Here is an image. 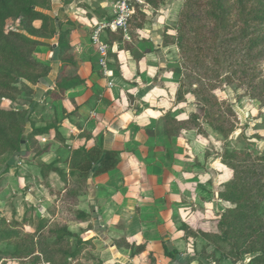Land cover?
<instances>
[{
	"label": "rangeland",
	"instance_id": "1",
	"mask_svg": "<svg viewBox=\"0 0 264 264\" xmlns=\"http://www.w3.org/2000/svg\"><path fill=\"white\" fill-rule=\"evenodd\" d=\"M64 1L51 0L44 13L66 32L70 49L64 57L74 64L64 74L93 77L91 112L85 121L73 93L58 100L46 94L62 58L56 37L38 39L43 45L34 49L32 59L47 75L36 83L14 78L16 91L0 100L1 109L20 113L23 128L19 151L0 150V264H48L47 247L59 229L71 234L65 236L67 264H239L216 252L200 232L217 233L216 221L232 207L217 197L219 186L232 177L222 156L264 155V101L253 99L246 87L250 78H229V61L217 63L220 56L209 40L202 6L193 7L186 18L181 13L190 0H164L158 9L139 0L132 4L125 34L106 29L101 35L110 49L107 76L127 84L113 99L91 36L112 17L115 0H103L104 9L91 3L98 22ZM26 26L23 19H11L6 30L26 34ZM258 71L255 83L264 79V64ZM192 113L195 120L188 121ZM165 116L176 121L169 137ZM117 119L124 124L117 134L107 135L104 130ZM99 120L109 127L97 129ZM45 128L44 134H32ZM93 146L117 151L119 164L82 182L73 153ZM44 149L49 152L42 154ZM41 164L60 173L42 177ZM4 232L15 234L2 239ZM78 240L90 243L72 260ZM116 242L123 248L144 246L145 252L132 258ZM163 250L175 252V258L163 256ZM59 259L54 257L53 264Z\"/></svg>",
	"mask_w": 264,
	"mask_h": 264
},
{
	"label": "trees",
	"instance_id": "2",
	"mask_svg": "<svg viewBox=\"0 0 264 264\" xmlns=\"http://www.w3.org/2000/svg\"><path fill=\"white\" fill-rule=\"evenodd\" d=\"M50 1L0 0V100L16 91L13 86L14 78L36 83L47 75V69L39 67L32 59L34 49L43 45L38 39L56 37L58 55L62 58L54 87L46 94L58 100L67 92L84 86L85 80L81 77L70 78L64 74L65 68L74 63L64 57L70 49L65 40L66 32L58 31L55 20L44 13L49 9ZM72 1L65 0L64 4L69 5ZM163 1L145 0L154 9H158ZM197 6H202V13L210 24L207 32L213 48L218 50L220 56L217 63L220 64L221 59H227L232 66L229 78L249 77L250 83L246 87L251 90L253 99L264 101V79L255 83L258 77L256 72H260L258 67L264 64V0H205L202 4L199 0H190L182 11V16L191 17L190 10ZM11 19L25 20L26 34L6 30V23ZM34 22H40V26L34 27ZM195 115L190 114L187 120H195ZM173 123H176L173 118L164 117V133L168 137L174 135L173 129H170ZM46 132L45 128L32 134ZM22 133L20 113L0 108V150L19 151L23 143ZM48 152V149H44L42 154ZM73 161L76 162L78 179L85 182L90 175L101 176L114 171L119 164V153L104 150L102 146L81 147L73 153ZM222 161L232 172V177L219 186L217 197L232 207L216 221L217 233L200 232V236L216 252L236 263L264 264V155L242 159L238 154L225 153ZM49 172L60 173L52 165L41 164L42 177ZM79 217V221L85 220L83 214H79ZM14 234L15 232H4L1 238L10 239ZM70 235L67 230L59 229L57 239L47 247L52 259L60 255L57 262L59 264H67L65 255L69 253V244L65 236ZM89 243L85 240L76 241V248L69 257L76 259ZM115 246L129 250L132 258L145 252L144 246L134 248L133 244H126L123 248L117 242ZM162 255L171 260L175 258V252L167 250H163ZM51 257L48 264H53Z\"/></svg>",
	"mask_w": 264,
	"mask_h": 264
},
{
	"label": "crops",
	"instance_id": "3",
	"mask_svg": "<svg viewBox=\"0 0 264 264\" xmlns=\"http://www.w3.org/2000/svg\"><path fill=\"white\" fill-rule=\"evenodd\" d=\"M95 1V3L98 4L97 7L104 9L105 7H107V2L103 1V0H73L72 3H70L69 5H66L67 8L68 7H72V11H74L77 14L82 13L83 11L86 10V12L89 13V16H86V18H90L91 22H98L99 21V17L98 15H96L95 13L92 12V10L94 9L91 6V3H93ZM91 8V11L88 9ZM108 21V20H107ZM103 24V23H102ZM86 65V69L88 68V65L86 63L81 64L82 67H84ZM85 68V67H84ZM87 70H84V72H86ZM86 75H83V77H81L82 79L85 80L86 84H84V86L69 91V93H73L74 97V101L76 103V105L78 106V110L80 115H85L83 118L85 121H88V116H86L87 111L91 112L90 109V104H91V100L93 101L94 97H92V91L90 89V81H93V77L88 78L89 75L87 74V72L85 73ZM104 78L109 82H111L112 84L109 85V87L111 88V93H112V98L116 99L118 93L123 89V87H125L127 84H125L124 81H122L121 78L118 77H109L106 74H103ZM104 80V79H103ZM141 87L138 85V89H140ZM92 97V98H90ZM90 98V100H88ZM98 102H101V100H99ZM103 102V101H102ZM86 111V112H85ZM127 118H129V116H126ZM106 123H104L102 120H99L98 122H96V128L97 129H104V127H109L105 125ZM124 124V122L121 119H117L115 120L112 125H110L109 128H107L108 131H105L107 135H114L118 133V130L121 128V126ZM108 132V133H107ZM104 150H111L110 148H104ZM130 256V255H129Z\"/></svg>",
	"mask_w": 264,
	"mask_h": 264
},
{
	"label": "built area",
	"instance_id": "4",
	"mask_svg": "<svg viewBox=\"0 0 264 264\" xmlns=\"http://www.w3.org/2000/svg\"><path fill=\"white\" fill-rule=\"evenodd\" d=\"M138 1L139 0H115L112 6V17L109 21L99 25L91 36V43L99 56V64L104 68V74L106 75L109 74V71L106 69V58L110 49L108 45L101 40V35L106 29H110L113 33L120 31L125 34L128 29V22L134 14L132 4ZM111 84V82L108 83V85Z\"/></svg>",
	"mask_w": 264,
	"mask_h": 264
}]
</instances>
